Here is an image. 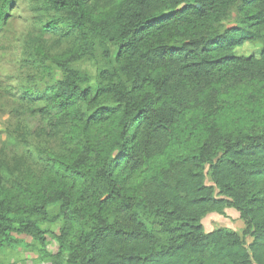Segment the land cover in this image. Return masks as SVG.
I'll return each mask as SVG.
<instances>
[{
    "label": "trees",
    "instance_id": "16d2710c",
    "mask_svg": "<svg viewBox=\"0 0 264 264\" xmlns=\"http://www.w3.org/2000/svg\"><path fill=\"white\" fill-rule=\"evenodd\" d=\"M42 1L56 16L41 33L78 36L54 58L42 34L24 45L61 75L31 112L67 154L46 153L39 177L0 155V253L30 239L52 264H264V0ZM228 209L248 242L205 231ZM45 224H60L54 254Z\"/></svg>",
    "mask_w": 264,
    "mask_h": 264
},
{
    "label": "rangeland",
    "instance_id": "374dc122",
    "mask_svg": "<svg viewBox=\"0 0 264 264\" xmlns=\"http://www.w3.org/2000/svg\"><path fill=\"white\" fill-rule=\"evenodd\" d=\"M109 2L110 0H90L89 6L93 3L96 9L105 8ZM1 8L0 155H3L5 161L12 157H25L30 173L39 177L43 172L46 153L58 156H66L67 153L62 141L63 132L53 136L50 127L44 124L45 118L31 112L40 106L36 102L31 103L34 101L31 99L40 95L45 82L59 80L61 75L54 68L34 67L32 62H27L24 45L30 37L42 34L40 45L43 52L47 57L54 58L69 52L78 43V36L70 33H41V27L56 16L47 9L42 0H0ZM257 52V45L246 44L237 54L249 55ZM49 65L47 61L46 66ZM74 67L91 78L96 76V67L91 62L81 61ZM26 103L30 104L28 109L25 107ZM246 105H240L231 116L238 111H246ZM25 132L26 144H23L18 135ZM202 225L207 232L223 228L235 232L247 242L250 240L245 237V221L233 209L226 210L225 214L206 216ZM59 226L60 224L42 226L49 254L56 252L57 245L52 234L58 232ZM28 243L31 244L29 248H6L0 253V264H52L50 260L42 258L37 243L31 242L30 239Z\"/></svg>",
    "mask_w": 264,
    "mask_h": 264
}]
</instances>
